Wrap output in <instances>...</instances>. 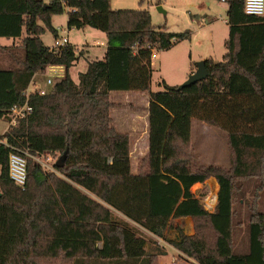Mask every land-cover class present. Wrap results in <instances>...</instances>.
I'll list each match as a JSON object with an SVG mask.
<instances>
[{"label":"trees","instance_id":"16d2710c","mask_svg":"<svg viewBox=\"0 0 264 264\" xmlns=\"http://www.w3.org/2000/svg\"><path fill=\"white\" fill-rule=\"evenodd\" d=\"M229 34L223 60L206 59L208 77L152 92L156 49L190 37L155 26L147 9L111 8V0H0V37L21 39L0 49V120L25 102L31 81L51 65L65 74L0 143V264H154L162 248L146 250V232L164 237L176 228V249L198 264H264V16L227 0ZM68 10V28L107 34L105 57L89 62L76 82L70 43L58 50L41 35L52 16ZM42 22L43 25L40 23ZM112 91L150 92L148 152L132 168L131 137L111 111ZM223 130L229 165H204L192 145V119ZM13 151L66 152L50 173L27 158L24 187L10 178ZM216 178L218 201L207 210L192 192ZM253 183L252 191L246 184ZM252 194L248 199L246 194ZM243 200L246 212L240 210ZM190 216L187 235L173 220Z\"/></svg>","mask_w":264,"mask_h":264},{"label":"rangeland","instance_id":"374dc122","mask_svg":"<svg viewBox=\"0 0 264 264\" xmlns=\"http://www.w3.org/2000/svg\"><path fill=\"white\" fill-rule=\"evenodd\" d=\"M49 2L50 0H44ZM112 9H147L152 16L155 26H164L170 32H190V37L177 42L169 49H156L153 56L151 91H165L164 82L169 86L182 85L192 71L197 69V64L204 56H212L216 61L223 60L227 51L226 40L229 34L228 26V4L221 0H111ZM210 2L208 6L206 2ZM158 6H162L160 10ZM198 19L192 22V18ZM204 17L206 22L200 18ZM227 20V21H226ZM68 10L52 16V26L61 28L59 37L67 36L69 43L77 48L78 60L71 67L70 72L73 79L78 82L80 73L86 71L89 62L103 58L106 51L102 41L108 42L106 34L92 27L68 28ZM42 25L43 23L40 22ZM208 24V25H206ZM198 26L203 29L195 31ZM64 31H66L64 33ZM41 38L45 45L53 48L55 34L46 28ZM21 39H7L0 37V47L20 44ZM208 54V55H206ZM10 58L8 54L0 49V66H8ZM49 72L42 71L37 78L42 80L44 86L49 77ZM56 77L53 78V81ZM52 85V84H51ZM50 85V86H51ZM46 87L47 90L49 87ZM111 100L116 103L117 110L115 118H130L133 124L128 130L134 129L132 150V168L136 171L138 162L144 156L147 149L146 123L148 121V98L150 92L139 91H112ZM139 95V96H137ZM114 109V108H113ZM112 109V110H113ZM118 117V118H117ZM9 120H0V137L9 128ZM192 145L199 160L204 165H229V151L226 133L216 127L210 126L199 119H192ZM50 160H46L49 167L62 156L60 153H48ZM47 167V168H49ZM47 172L58 174L52 169ZM216 179V178H215ZM217 182L214 177L209 178L201 185H194L192 192L200 198L204 207L213 211L217 204V194L215 191ZM247 191H252L254 184H246ZM248 199L252 194H246ZM240 210L246 212V205L241 200ZM174 223V222H173ZM146 239H151L147 233Z\"/></svg>","mask_w":264,"mask_h":264},{"label":"built area","instance_id":"2783aa9c","mask_svg":"<svg viewBox=\"0 0 264 264\" xmlns=\"http://www.w3.org/2000/svg\"><path fill=\"white\" fill-rule=\"evenodd\" d=\"M222 2H227V0H221ZM245 12L249 15L254 16H264V0H245ZM66 31H64L65 33ZM69 44V39L67 36L57 37L54 40L53 49L58 50ZM60 66L51 65L47 68L49 72V77L46 80V85L50 86L53 84L54 77H60L61 71ZM46 70V71H47ZM47 92L46 86H42L34 78L31 81L29 87L24 91L25 102L22 105H14L9 112V128L17 127L20 122L27 119L33 111V107L30 104V97L33 94L39 93L44 95ZM5 142L0 137V143ZM32 158L37 163L41 165L43 170L48 171L52 169L57 172L55 166L49 167L46 160H50L48 153H42L38 155H33L29 151H13L10 154V178L19 186L24 187L27 180V158ZM49 167V168H47Z\"/></svg>","mask_w":264,"mask_h":264},{"label":"crops","instance_id":"0c3cea01","mask_svg":"<svg viewBox=\"0 0 264 264\" xmlns=\"http://www.w3.org/2000/svg\"><path fill=\"white\" fill-rule=\"evenodd\" d=\"M206 3H207L208 6L211 5V3L208 2V1ZM224 3H227V2H224ZM158 7H159L160 10H163L162 6H158ZM111 8H113L112 5H111ZM200 19H201L202 22H206L204 17H202ZM197 20L198 19H196L195 17L192 18V22H197ZM206 25H208V24H206ZM201 29H203V26H198V27L195 28V31L201 30ZM57 30L59 32L61 30V28H58ZM106 38L108 40L107 34H106ZM101 43H102V45H104V47L107 50L108 42L105 44L102 41ZM105 54H106V51L103 54V58L105 57ZM206 55H208V54H206ZM153 56H154V53H153ZM103 58H101V59H103ZM209 58L214 59L212 56H204L202 59L206 60V59H209ZM152 65H153V62H152ZM59 70L61 71L60 77L64 76L65 67L64 66H60ZM191 73H193V71ZM56 78H58V77H56ZM34 79L38 83H40L42 86H44V83L42 82V80L37 78V75H35ZM46 87H48V86H46ZM137 96H139V95H137ZM148 99H150V95H149ZM148 105H149V100H148ZM116 110H117V108L115 107L111 111L112 117L114 119V124L116 125V127L118 128V130L120 132L129 133V135L131 137V157H132L133 152H134L132 150V141H133L132 138H133V135L136 134L135 132H137V131H135V129H134V132H132L133 130H128L127 129V128L131 127V125L133 124L132 122H130V120H132V119H130V118H124L123 119L122 117H121V119H119L117 117L118 118V121H117V119L114 116V113H115ZM148 128H149V121H147V123H146V131H145L146 132L145 133L146 134V138H148ZM147 145L148 146H147L145 154L148 152V149H149V139H147ZM0 171H1V168H0ZM214 180L217 182V180L215 178H214ZM199 184L201 185L202 183H197L195 185H199ZM217 184H218V182H217ZM216 199L218 201V194H217V198ZM214 209H215V207H214ZM213 211H211V212H213ZM173 222H174L175 226L181 227L185 234L193 235L195 233L194 223H193V220H192V218L190 216L176 218V219L173 220ZM146 233L149 236H151V239H146L147 240L146 250H154L155 248L159 247V248H162L163 252H164L163 254H160V255L157 256L156 261H155L154 264H198L194 259L188 257L187 255H185L184 253H182L181 251L176 249L172 244L169 243L170 240H177V238H178L179 232L177 231L176 228H171V229L166 230L164 237H158V236H156V235H154V234H152V233H150L148 231Z\"/></svg>","mask_w":264,"mask_h":264},{"label":"water","instance_id":"95a60500","mask_svg":"<svg viewBox=\"0 0 264 264\" xmlns=\"http://www.w3.org/2000/svg\"><path fill=\"white\" fill-rule=\"evenodd\" d=\"M208 75H209V71L206 67L205 60H201L197 64V69L191 75H189L187 80L182 85H180L179 88H183V87L189 86L191 84H194L198 81H201V80L205 79L206 77H208ZM65 158H66V152L58 159V161L56 162V166L57 167L64 166ZM1 195H2V193L0 192V197H1Z\"/></svg>","mask_w":264,"mask_h":264},{"label":"bare ground","instance_id":"6f19581e","mask_svg":"<svg viewBox=\"0 0 264 264\" xmlns=\"http://www.w3.org/2000/svg\"><path fill=\"white\" fill-rule=\"evenodd\" d=\"M218 190V185L216 184V186H215V191H217Z\"/></svg>","mask_w":264,"mask_h":264}]
</instances>
